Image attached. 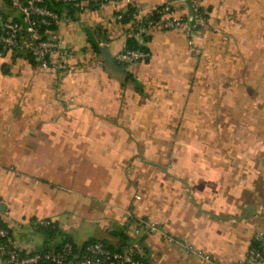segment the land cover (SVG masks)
Wrapping results in <instances>:
<instances>
[{"label": "crops", "instance_id": "0c3cea01", "mask_svg": "<svg viewBox=\"0 0 264 264\" xmlns=\"http://www.w3.org/2000/svg\"><path fill=\"white\" fill-rule=\"evenodd\" d=\"M129 5L144 14L169 5L188 20L196 5L208 19L193 46L184 31L150 29L143 39L149 59L121 67L108 57L126 47L131 22L114 16ZM83 6L49 33L72 50L63 68H40L24 47L0 53V218L14 244L24 251L65 237L78 246L90 239L116 244L119 232L134 239L125 226L132 215L173 239L155 233L138 240L148 264H209L189 247L223 263L245 258L256 235L264 236V192L259 200L254 180L235 182L223 159L203 152L206 144L175 134L195 132L211 101L223 110L240 99L235 92L211 97L210 77L264 91V0ZM4 14L18 16L8 4ZM217 111L212 116H224ZM40 220L53 222L56 233Z\"/></svg>", "mask_w": 264, "mask_h": 264}, {"label": "built area", "instance_id": "2783aa9c", "mask_svg": "<svg viewBox=\"0 0 264 264\" xmlns=\"http://www.w3.org/2000/svg\"><path fill=\"white\" fill-rule=\"evenodd\" d=\"M64 1H77V4L83 6L89 0ZM101 1L102 3L119 5L124 4V2L131 3L132 0ZM6 2L10 3L14 11L21 14L22 22L5 17L4 4ZM41 3L42 0H27L26 3L21 0H0V53L4 54L16 48L24 47L36 57L40 68L48 70L61 69L71 57L72 50L70 47L64 46L56 37L48 36L44 39L41 34V26L49 25L52 22L57 25L62 22L69 23L70 19L65 15L61 16L50 11L41 6ZM198 8L196 5L192 6L194 16L191 20H188L187 18L175 17L169 5L154 8L146 14L135 7L129 34L135 37L140 44H144L143 37L148 35L152 28L162 31L181 30L190 35L188 43L193 46L192 36L207 21L205 18L197 17ZM114 19L121 21L122 14H116ZM149 57V51L128 48H123L114 55L115 60L122 67L146 61ZM37 224L42 228L54 227V223L49 220H40ZM125 226L132 229L134 239L118 248H112L101 240H95L86 246H78L77 248L71 242H67L59 249L46 251H24L20 249L14 244L9 231L0 227V238L5 240L4 243H0V254L6 264H148L138 240L155 233H161L169 241L173 240L156 222L150 219L135 218L130 215ZM127 234L129 233L127 232ZM260 238V234L255 237L258 240ZM188 250L209 264H261L264 261V251L256 250L251 245L245 258L230 263L215 261L196 248L189 247Z\"/></svg>", "mask_w": 264, "mask_h": 264}, {"label": "rangeland", "instance_id": "374dc122", "mask_svg": "<svg viewBox=\"0 0 264 264\" xmlns=\"http://www.w3.org/2000/svg\"><path fill=\"white\" fill-rule=\"evenodd\" d=\"M212 67L206 71L209 76L215 75V70ZM215 81L219 83L216 84ZM239 86L231 84L228 80L224 81V85H222L219 79L210 77V82L206 88L211 97L223 95L226 98L235 92L239 94L240 99L238 101L230 100V104L228 102L223 110L222 105H218L220 107L215 106L216 102L211 101L210 108L208 107L210 116H205L204 121L194 122L195 132L175 134V136L184 142L193 141L199 145H201L200 142L206 144L207 147L205 150L203 149V152L208 156L223 159L225 168L235 182L240 184L254 180L255 197L259 196L258 199L261 198L262 200L264 159L254 158L251 153L255 154L253 150L257 153H264V91L263 88L255 89L248 84L241 85L240 88ZM217 107L220 108L218 111ZM202 108L206 109L207 107L202 106ZM216 111L220 114L223 112L224 116H212V113ZM196 119L198 118H195L194 121H197ZM216 126L217 128H215ZM197 129L199 132H196ZM144 136L145 139H150L149 134L146 133ZM195 148L196 144L193 145L192 151L195 152ZM260 155L263 156L260 158H264V154L261 153Z\"/></svg>", "mask_w": 264, "mask_h": 264}, {"label": "trees", "instance_id": "16d2710c", "mask_svg": "<svg viewBox=\"0 0 264 264\" xmlns=\"http://www.w3.org/2000/svg\"><path fill=\"white\" fill-rule=\"evenodd\" d=\"M21 1L23 3L27 2V0H21ZM96 2L102 3L101 0H89L87 4L91 6L93 3H96ZM6 4L10 5L9 2H6ZM40 5L46 7L50 11H53V12H55L61 16L65 15V16H69L70 18H75L76 14L80 10H82L84 7V6H81L80 4H77V1H64V0H42V3ZM134 11H135V6L129 5L127 11L121 13L122 14L121 21L122 22H131L133 19ZM16 12L18 13V16L14 20L17 22H22L21 14L18 11H16ZM196 15L199 18H205L206 20L208 19L207 11L203 10L202 8H198ZM57 28H58V25L53 23V22L49 25H45V26L42 25L41 26V32H42L41 34H42L43 38L46 39L49 36V33L57 30ZM146 36L147 35H144V37H143L144 40H146ZM89 40H90V43L92 44V46L94 47V50L96 52L100 53L99 44L97 42H95V40L92 39V36H89ZM125 48L142 49L144 51H149V49L147 48V46L145 44H140L139 41L135 37L130 36V34H129V37L127 39V44H126ZM26 51H27L26 58L28 60H30L32 63L38 64L39 62L36 59V57H34L28 50H26ZM113 60L122 67V65L119 62H117L115 60V58ZM127 77L137 84L136 80L133 78V76L130 73H127ZM137 90H138V92H141L139 86H137ZM249 150L251 151V148ZM253 153H255V154L251 153L252 157L258 158V159H264V158H260V156H262L260 154L261 153L264 154L263 152L257 153L256 151L253 150ZM0 227L6 228L10 233L8 226L1 220V218H0ZM42 229H44L45 232L50 234V235L56 233V226L55 225H54V227H47V228H42ZM124 234H125L124 232H119V241L116 244H111L110 242H108L107 240H104V239H90L81 246H86L88 243L95 241V240H101L104 243L108 244L112 248H118V247L122 246V244L130 242L129 238L126 237ZM10 236H11V233H10ZM2 242L4 243L5 240L0 238V243H2ZM67 242H71L75 248L78 247V245H76L71 239L65 237L55 247H49V248H45L42 250H36V251H46V250H52V249H59ZM251 247L256 249V250L264 251V247H263L261 241L258 239H255V238L251 242ZM41 264H49V263H41Z\"/></svg>", "mask_w": 264, "mask_h": 264}, {"label": "water", "instance_id": "95a60500", "mask_svg": "<svg viewBox=\"0 0 264 264\" xmlns=\"http://www.w3.org/2000/svg\"><path fill=\"white\" fill-rule=\"evenodd\" d=\"M108 60L111 62V63H114V60L109 56L108 57ZM261 242L262 244H264V236L261 237Z\"/></svg>", "mask_w": 264, "mask_h": 264}]
</instances>
